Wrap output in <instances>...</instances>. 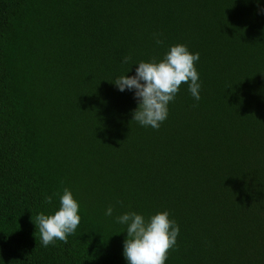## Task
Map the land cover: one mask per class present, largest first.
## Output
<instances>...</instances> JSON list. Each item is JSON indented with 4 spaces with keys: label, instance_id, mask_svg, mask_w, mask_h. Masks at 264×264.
I'll return each mask as SVG.
<instances>
[{
    "label": "trees",
    "instance_id": "1",
    "mask_svg": "<svg viewBox=\"0 0 264 264\" xmlns=\"http://www.w3.org/2000/svg\"><path fill=\"white\" fill-rule=\"evenodd\" d=\"M262 10L0 0V264H127L116 218L162 211L180 229L165 264H264ZM176 44L199 53L201 98L182 84L159 129L141 126L134 90L113 82ZM65 188L80 224L43 247L35 218L54 214Z\"/></svg>",
    "mask_w": 264,
    "mask_h": 264
},
{
    "label": "clouds",
    "instance_id": "2",
    "mask_svg": "<svg viewBox=\"0 0 264 264\" xmlns=\"http://www.w3.org/2000/svg\"><path fill=\"white\" fill-rule=\"evenodd\" d=\"M159 36L154 33L157 45L163 43ZM130 60L131 57L126 56L122 62L128 63ZM198 60L199 53H191L185 45L176 44L170 46L158 62H139L134 76L121 75L115 79L113 84L119 91L134 90L138 104L132 120L158 130L167 119L168 105L174 101L182 84H187L193 98L199 101L201 83L195 67ZM44 202L51 204L52 196H45ZM59 202L60 207L54 214L40 213L35 218L43 247L55 245L56 241L66 244L80 224V205L68 188L63 190ZM112 214L113 206L110 205L105 215ZM116 219L127 226V236L123 242V256L127 264H165L169 251L176 247L180 231L167 211L157 212L148 220L136 212H126Z\"/></svg>",
    "mask_w": 264,
    "mask_h": 264
}]
</instances>
